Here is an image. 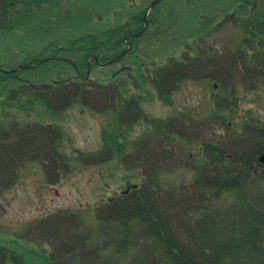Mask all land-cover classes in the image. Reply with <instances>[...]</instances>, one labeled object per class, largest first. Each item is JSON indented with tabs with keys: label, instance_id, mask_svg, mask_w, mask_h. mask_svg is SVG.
<instances>
[{
	"label": "rangeland",
	"instance_id": "rangeland-1",
	"mask_svg": "<svg viewBox=\"0 0 264 264\" xmlns=\"http://www.w3.org/2000/svg\"><path fill=\"white\" fill-rule=\"evenodd\" d=\"M37 1L40 11H32L27 5L25 8H16L17 13L10 22L11 29L0 30V71L15 69L19 76L17 80L0 82V99L6 96L16 104L6 107L5 113L9 120H15L19 125L53 126L56 130L51 135L54 138L51 144L57 146L61 156L58 155L55 159L49 157L47 164L28 160L20 167L16 182L11 188L0 192V255L4 256L1 264H44V258H52L51 254L57 260L55 251L59 253L64 250L58 242L66 241L63 234L66 230L61 227L43 230L46 224L41 221L52 219L50 215L59 216L61 210L75 214V225L67 229V234L70 232L75 239L85 238L83 250L81 244L79 246L73 243L74 249L78 251L75 256L90 252L96 243L100 242L98 245H102L106 234L100 229V217L104 208L109 209V200L112 201L113 196L117 197L114 193L125 189V180L139 184L145 171L159 168L146 161L148 155L151 161L155 160L159 164L163 156L161 150H157L161 141L155 140L152 135L163 138L166 127L173 132L174 126L179 128L175 118L176 115L179 116L178 112L185 113V116L193 114L205 118L213 110L211 93L214 91V81L186 79L182 87L169 94V101H165L160 96L161 91L152 83L155 75L159 77L158 69L164 68L163 73L166 74L169 72L167 64L174 60L176 62L181 57L189 59L191 52L198 53V47L202 48L205 44L206 47L208 44H215L221 51L229 40L238 42L244 32L233 21L240 19L238 14H232L238 7L245 11L252 6L251 0H156V4L146 14L145 34L136 36V39L124 40L116 50H126L121 61L113 58L102 64L96 61L94 55H89V68L88 64L87 69L84 67L88 79L100 84L107 83L112 87L111 91L115 86L118 96L114 101L123 102V99L131 98L134 110L139 109L138 115L126 105L127 110L119 119L117 108H108L114 102L113 99L110 100L111 91L106 93V89L98 85L87 87L91 98L85 99L84 103L73 102L61 112L45 107L41 100L34 98L38 89L28 86L48 84L51 81L64 83L60 81L75 75L73 63L84 53V48H81L83 45L86 44L88 49L96 42L103 43L106 40L103 33L112 29H137L139 23L134 18L146 11L155 0ZM29 8L31 9L28 11ZM259 10L261 13L264 10V0H259ZM48 11L51 13L47 14ZM207 25L208 29H203ZM89 34L98 36L93 40L88 37L77 43L76 47L70 45L72 40ZM108 50L99 46L98 57L116 55H113L115 51ZM37 58L42 61L31 68L23 66L20 69L22 63ZM44 59L48 61L45 62ZM2 77L4 74L0 72V79ZM7 89L13 93L7 94ZM18 89L23 91L20 97L23 95L26 98L15 101ZM104 94L107 96L104 97ZM228 104L233 107L232 113L229 108H222ZM221 106V117L225 121H210L203 130L193 129L190 139L184 141L186 154L197 153L199 143L195 142L202 140L197 139L201 135L199 131L205 134L203 138H214L225 145L228 142L231 149L240 139L249 138L252 141V132L243 129L242 122L253 121L264 127V83L253 89H247L244 85L237 88L234 95L229 96V102H222ZM166 116L169 118L165 121ZM156 119L164 120L165 125L163 122H160V126L159 123L155 124ZM153 125L159 126V130ZM37 133L39 134V130ZM28 134L29 137H34L30 130ZM147 134L151 135V140L145 145L147 148L142 149L143 141L149 137ZM227 138L234 139L227 141ZM36 139L38 138L34 139L37 142ZM170 141L172 140L166 145L174 153ZM109 143L113 145L111 147H116L115 152L111 153ZM183 152L185 162L186 154ZM175 157L181 159L179 156ZM160 166L161 170L157 172L159 179L173 187L188 184L193 179L194 165ZM55 171H58L56 176ZM105 199H109L107 203ZM101 251L105 256L108 249L104 246ZM81 258L84 260L82 264H90L86 255ZM127 259L129 258L118 253L112 256L111 264H128Z\"/></svg>",
	"mask_w": 264,
	"mask_h": 264
},
{
	"label": "trees",
	"instance_id": "trees-1",
	"mask_svg": "<svg viewBox=\"0 0 264 264\" xmlns=\"http://www.w3.org/2000/svg\"><path fill=\"white\" fill-rule=\"evenodd\" d=\"M26 1L32 11H40L37 0ZM251 2L250 9L242 11L238 7L232 14L235 16L238 14L237 17L240 19L238 22L237 19L234 21L244 33L238 42L232 43L235 48L233 53L225 51L220 55L222 60L218 61V65L210 59L202 65L199 58H187L188 60L180 59L176 62L174 60L168 64L166 69L169 72L166 74L163 73L164 68L158 69L159 77L155 75L152 83L159 92L161 91L160 96L163 99H169V94L185 79L194 77L192 74L203 70L206 65L211 69L209 76L217 80L220 92L216 96L222 102H229V96L234 95L240 84L252 89L258 83L264 82V10L260 12L259 0ZM16 13L14 9L8 14L0 12V30L11 29L10 22ZM46 13L50 14L51 11ZM143 13L142 11L134 18L139 23V27L132 30L134 33L140 32L143 28ZM132 31L127 27L112 29L103 33L106 36L103 43L96 42L88 49L86 44L83 45L81 48H84V53L73 63L81 77L68 78L60 81L64 82L61 84L57 81L38 86L29 84L28 87L38 90L35 97L31 91L28 93L41 100L48 109L59 111L73 102L84 103L85 99L91 98L87 90L91 85L106 89V93L111 91L112 87L108 85L84 79L87 58L94 55L98 62L106 63L113 57L112 55L98 57L99 46L104 50H113L115 51L113 55H117L121 50H116L124 40L137 38L130 36ZM145 32H141L139 36ZM96 36L98 35L89 34L77 38L72 40L70 45L76 47L77 43L88 37L93 40ZM210 53L212 50H209ZM208 55L204 58H212ZM47 59L43 61H48ZM40 61L42 60L39 58L33 59L25 65L30 68ZM0 72L4 74L0 82L19 79L17 71ZM115 90L117 89L114 86L110 95L112 101L116 95L118 96V91ZM7 91V94L13 93L8 89ZM21 92L23 93L18 89L19 94L15 101L26 98L23 95L20 97ZM106 96L104 94V97ZM8 99L6 96L0 99V192L10 189L16 182L23 163L30 159L39 161L48 160L49 157L55 159L59 155L51 144L54 139L51 137L55 133L54 128L44 125H19L15 120H9L5 113L6 105L10 102ZM106 100L109 102L108 97ZM231 106L228 104L223 108L231 109ZM108 108L114 109V105H108ZM29 130L34 137L32 135L29 137ZM38 130L41 136L37 133ZM178 135L183 137L181 133ZM35 138H38L37 142ZM236 142L233 149L209 143L204 148V152L207 151L209 155L201 160L194 172L193 180L185 185L173 187L161 181L157 173L159 169L145 171L140 184L119 195V200L109 202L107 206L109 209H103L100 229L105 231V239L101 246L98 245L100 242L96 243L90 252L82 253L81 256H75L78 251L74 249L73 243L79 246L81 244L83 250L86 245L85 238L75 239L70 232L67 234V229L75 225V221L69 216H51L52 219L49 220L45 218V221H41L46 224L42 229L48 231L61 227L66 230V233H63L66 241L58 242L60 248L63 247L64 250L59 253L55 251L57 260H54L51 254L52 258L50 256L44 260L42 258L44 264H82L84 260L81 257L84 255L89 258L90 264H111L112 256L118 253L129 258L128 264H264V169L255 168L257 159L252 147L250 148L244 140ZM39 227L41 229V224ZM142 240L145 242L141 243ZM104 246L109 252L105 256L101 251ZM3 260L4 256L0 255V264Z\"/></svg>",
	"mask_w": 264,
	"mask_h": 264
},
{
	"label": "flooded vegetation",
	"instance_id": "flooded-vegetation-1",
	"mask_svg": "<svg viewBox=\"0 0 264 264\" xmlns=\"http://www.w3.org/2000/svg\"><path fill=\"white\" fill-rule=\"evenodd\" d=\"M13 2H14V5H13ZM26 2H27L26 0H0V12L8 14L13 9L16 10V8H20L23 6H24L23 8H25L26 4H27ZM0 22H1V20H0ZM0 26H1V24H0ZM249 122H250V124L253 123V121H249ZM248 125L245 128L253 133V140L252 141L249 140L247 144L249 145L250 148L251 147L253 148L252 150H253L254 156L257 159L255 161L254 166L257 169H259L260 167L264 168V161L259 160L261 156H264V127L262 125H258V124H257L258 126L257 125H255V126L249 125L248 126ZM206 146H208V145H206ZM199 148H201V150L204 148L203 142H201L199 144ZM48 181L50 182V180H48Z\"/></svg>",
	"mask_w": 264,
	"mask_h": 264
},
{
	"label": "water",
	"instance_id": "water-1",
	"mask_svg": "<svg viewBox=\"0 0 264 264\" xmlns=\"http://www.w3.org/2000/svg\"><path fill=\"white\" fill-rule=\"evenodd\" d=\"M156 2H157V1L152 2V3L149 5L148 9H149L150 7H152ZM145 15H146V13H145ZM145 15H144V17H145ZM260 160L263 161V160H264V156L260 157Z\"/></svg>",
	"mask_w": 264,
	"mask_h": 264
}]
</instances>
